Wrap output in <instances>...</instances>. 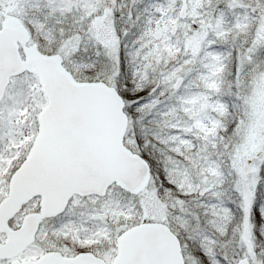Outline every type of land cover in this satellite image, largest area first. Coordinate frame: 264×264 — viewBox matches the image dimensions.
I'll return each mask as SVG.
<instances>
[{
  "label": "snow or ice",
  "instance_id": "1",
  "mask_svg": "<svg viewBox=\"0 0 264 264\" xmlns=\"http://www.w3.org/2000/svg\"><path fill=\"white\" fill-rule=\"evenodd\" d=\"M0 264H264V0H0Z\"/></svg>",
  "mask_w": 264,
  "mask_h": 264
}]
</instances>
